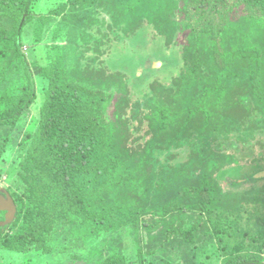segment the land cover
<instances>
[{"label": "trees", "instance_id": "1", "mask_svg": "<svg viewBox=\"0 0 264 264\" xmlns=\"http://www.w3.org/2000/svg\"><path fill=\"white\" fill-rule=\"evenodd\" d=\"M57 1L0 0V167L37 105L5 170L0 264H264V0ZM51 20L71 48L48 45L37 85L23 35ZM113 35L162 66L97 67Z\"/></svg>", "mask_w": 264, "mask_h": 264}, {"label": "rangeland", "instance_id": "2", "mask_svg": "<svg viewBox=\"0 0 264 264\" xmlns=\"http://www.w3.org/2000/svg\"><path fill=\"white\" fill-rule=\"evenodd\" d=\"M58 2L59 1L57 0H41V2L38 5L33 7V12L35 13L45 12L47 8L55 7ZM97 17H101V19H109V13L105 10H99L97 12ZM56 26H57V21L55 20H51L49 23H47L46 26H44L43 28V32H42L40 39H38L39 37L36 38L35 23L29 22L25 26L26 31L24 32V35H23L25 46L23 50L26 52L27 59L30 61L32 70L35 75L37 73L35 72L36 66L40 64L39 61L44 62V56L47 54L48 45L53 42L52 31L54 30ZM57 34H58V37L53 43L59 44V45L64 44V46H66L67 49L71 48L70 44L64 41L65 40L64 36H62L63 31H59V33ZM80 35L81 33L76 35L78 36L77 42H78L79 47H83L85 44L82 45V42L80 41L81 39L79 37ZM131 44L132 43H129L128 41H125L124 39L123 41L121 40L119 43L117 42L116 35H113V39H111V41L107 43L104 47L103 46L101 47V50H102L101 53L96 54L91 50L83 51L82 50L83 48H77L75 52H72V55H70V57L75 55L77 57L74 58L75 56H73L74 62H75V59L76 61L85 62V59H88L89 57L94 58L96 54L98 57V61H99L97 62L96 66L107 69L108 60L111 57L118 56L117 58L125 59V60L127 59V61H129L130 63H133L134 69L138 73H141L146 69H154V68H159L160 66H162L163 61L158 53L151 55V57H148V56H145V53L141 49L142 47L140 46L139 43L135 45H131ZM139 51L143 53L144 56L141 55V57H137L134 60L133 57L130 55V52L131 54H135V53L138 54ZM39 57H43L42 60H40L41 58ZM71 60L72 59H70V61ZM35 78L37 80V85H39L38 82L40 81V79L37 77V75ZM36 108H37V105L34 103L30 105L28 108H24L21 115L17 119L15 125L10 130H8L11 134V138L6 148V153L2 155L3 164L0 167V186L1 187L8 188L9 186V179H8V176H6L5 170L9 168L8 165L9 163H11V160L13 156L15 155L17 147L19 146V144L23 143L25 136L30 132L32 123L34 122V118H35L34 114L36 112ZM245 158L247 159V161H244L245 160L244 158H239V159L237 158V161H239L240 164L242 165H249V163H245V162H249L252 159V156L248 155V157H245ZM236 171L237 169H234V171L232 172L236 174L235 173ZM96 241L98 242V240ZM96 241L91 240V243L93 244ZM208 250H210L209 247H208ZM156 259H159V258L156 257ZM205 260H208V259H205ZM211 262L210 264H216V263H213V259ZM156 263L158 264V260ZM147 264H153V263L151 261V262H148Z\"/></svg>", "mask_w": 264, "mask_h": 264}, {"label": "water", "instance_id": "3", "mask_svg": "<svg viewBox=\"0 0 264 264\" xmlns=\"http://www.w3.org/2000/svg\"><path fill=\"white\" fill-rule=\"evenodd\" d=\"M229 177L232 181H235L236 174L232 171H222L219 173L220 178ZM255 177L264 176V170L256 173ZM0 211H4V219L0 221V225L9 224L15 217L16 214V204L10 195V193L6 190V188L0 186Z\"/></svg>", "mask_w": 264, "mask_h": 264}, {"label": "flooded vegetation", "instance_id": "4", "mask_svg": "<svg viewBox=\"0 0 264 264\" xmlns=\"http://www.w3.org/2000/svg\"><path fill=\"white\" fill-rule=\"evenodd\" d=\"M262 171V170H261ZM260 172V171H259ZM258 173V172H257ZM255 175V174H254Z\"/></svg>", "mask_w": 264, "mask_h": 264}, {"label": "clouds", "instance_id": "5", "mask_svg": "<svg viewBox=\"0 0 264 264\" xmlns=\"http://www.w3.org/2000/svg\"><path fill=\"white\" fill-rule=\"evenodd\" d=\"M7 190V189H6Z\"/></svg>", "mask_w": 264, "mask_h": 264}]
</instances>
